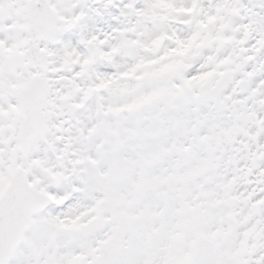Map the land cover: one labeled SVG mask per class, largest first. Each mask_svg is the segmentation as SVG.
<instances>
[{
    "label": "snow or ice",
    "instance_id": "obj_1",
    "mask_svg": "<svg viewBox=\"0 0 264 264\" xmlns=\"http://www.w3.org/2000/svg\"><path fill=\"white\" fill-rule=\"evenodd\" d=\"M0 264H264V0H0Z\"/></svg>",
    "mask_w": 264,
    "mask_h": 264
}]
</instances>
